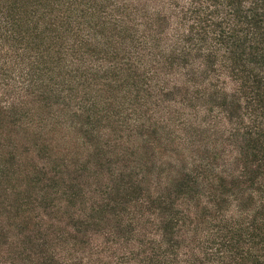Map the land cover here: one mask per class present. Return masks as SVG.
Listing matches in <instances>:
<instances>
[{"label":"trees","instance_id":"16d2710c","mask_svg":"<svg viewBox=\"0 0 264 264\" xmlns=\"http://www.w3.org/2000/svg\"><path fill=\"white\" fill-rule=\"evenodd\" d=\"M0 264H264V0H0Z\"/></svg>","mask_w":264,"mask_h":264}]
</instances>
